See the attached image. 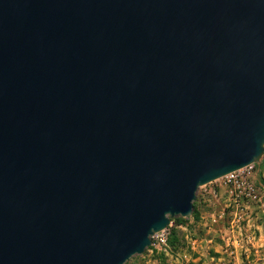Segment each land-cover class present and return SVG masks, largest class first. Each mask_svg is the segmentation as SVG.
<instances>
[{
  "label": "water",
  "instance_id": "95a60500",
  "mask_svg": "<svg viewBox=\"0 0 264 264\" xmlns=\"http://www.w3.org/2000/svg\"><path fill=\"white\" fill-rule=\"evenodd\" d=\"M264 147V0H0V264H124Z\"/></svg>",
  "mask_w": 264,
  "mask_h": 264
},
{
  "label": "rangeland",
  "instance_id": "374dc122",
  "mask_svg": "<svg viewBox=\"0 0 264 264\" xmlns=\"http://www.w3.org/2000/svg\"><path fill=\"white\" fill-rule=\"evenodd\" d=\"M192 203L198 218L176 227V248L164 229L124 264H264V147L249 167L197 187Z\"/></svg>",
  "mask_w": 264,
  "mask_h": 264
},
{
  "label": "trees",
  "instance_id": "16d2710c",
  "mask_svg": "<svg viewBox=\"0 0 264 264\" xmlns=\"http://www.w3.org/2000/svg\"><path fill=\"white\" fill-rule=\"evenodd\" d=\"M191 217L194 219V220H197L198 218V215L195 211V205L194 203H192V208H191ZM173 222V226L172 227H168V225L166 226L165 229H167V236H166V246L167 247H170L171 249H174L178 246L179 244V238H178V233H177V230H176V227L183 224L184 223V220L183 219H180V218H172V219H169V222ZM151 249L150 246L148 248H146L144 251L146 250H149Z\"/></svg>",
  "mask_w": 264,
  "mask_h": 264
},
{
  "label": "built area",
  "instance_id": "2783aa9c",
  "mask_svg": "<svg viewBox=\"0 0 264 264\" xmlns=\"http://www.w3.org/2000/svg\"><path fill=\"white\" fill-rule=\"evenodd\" d=\"M250 166V165H249ZM249 166H247V167H249ZM246 168V167H245ZM244 169V168H243ZM228 175H231V173L230 174H228ZM230 177V176H229ZM164 240L162 239V240H160V242H163Z\"/></svg>",
  "mask_w": 264,
  "mask_h": 264
}]
</instances>
